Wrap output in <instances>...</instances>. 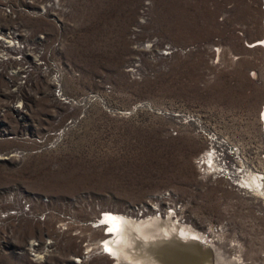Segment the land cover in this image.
<instances>
[{
  "label": "rangeland",
  "instance_id": "rangeland-1",
  "mask_svg": "<svg viewBox=\"0 0 264 264\" xmlns=\"http://www.w3.org/2000/svg\"><path fill=\"white\" fill-rule=\"evenodd\" d=\"M64 6V90L96 97L54 150L4 160L2 152L21 144L0 143V188L79 199L74 222L60 236L61 253L90 252L88 264H216L215 248L225 260L219 264H264V190L246 194L201 178L194 161L204 142L183 124L194 116L227 138L239 176L259 175L254 186L264 188V50L251 47L263 36L264 0H65ZM31 23L55 32L46 18ZM46 107L43 100L40 109ZM166 190L190 228L222 226L214 248L164 232L144 238L127 224L125 236L134 241L122 246L119 260L97 254L103 233L89 226V201L122 211ZM24 261L0 256V264Z\"/></svg>",
  "mask_w": 264,
  "mask_h": 264
},
{
  "label": "built area",
  "instance_id": "built-area-1",
  "mask_svg": "<svg viewBox=\"0 0 264 264\" xmlns=\"http://www.w3.org/2000/svg\"><path fill=\"white\" fill-rule=\"evenodd\" d=\"M64 2L0 0V143L21 144V147L2 152L4 160H23L56 149L89 108V98L96 97L89 94V90L77 97L69 96L64 90V73L69 70L59 58L64 27L62 17L68 13ZM42 18L52 22L53 34L31 23V20ZM71 74L79 77L78 72ZM43 100L47 102L44 112L40 109ZM183 124L191 125L194 134L204 142V151L194 161L199 176L209 181H222L226 187L233 188L237 180L233 165L235 146L194 116H187ZM176 132L174 128L169 130L173 136ZM207 157L213 160L214 167L207 165L204 170L202 161ZM78 201L71 198L61 202L16 186L0 188V256L12 253L23 257L26 264H88L90 252L68 256L61 253L60 236L74 222L71 208ZM122 209L123 212L107 211L89 201V226L107 235L111 227L100 224L105 213L134 222L136 215L145 218L152 211L158 216L168 212L177 216L174 219L180 224H189L188 215L183 214L174 193L169 190ZM221 231L220 225H208L200 232L210 242L213 235ZM104 242H98L99 246L103 247ZM100 250L97 249V254H101Z\"/></svg>",
  "mask_w": 264,
  "mask_h": 264
},
{
  "label": "bare ground",
  "instance_id": "bare-ground-1",
  "mask_svg": "<svg viewBox=\"0 0 264 264\" xmlns=\"http://www.w3.org/2000/svg\"><path fill=\"white\" fill-rule=\"evenodd\" d=\"M262 31H263V36L260 40L253 42V48L255 47H260L264 50V21L262 23ZM263 64H264V59H263ZM259 120L262 126V133L263 131V127H264V105L262 106L260 113H259ZM203 167L204 170L207 169V165H210V167H214V162L213 160H211V158L207 157V159H203ZM241 173H239L237 170H235V176H237V180L234 183L233 189L235 191H240V192H245L246 194H249L247 192H255L257 191L256 189H259V187L255 188V184L259 183V181L257 180V178L259 177V175L256 174H251V177H247L245 175H241L242 177H240ZM246 177V178H245ZM241 179V180H239ZM257 182V183H256ZM264 188L261 187L260 191H263ZM107 211H114V212H123L124 210H120L116 209V208H109L106 207L104 208ZM151 210H155V209H151ZM153 215V216H152ZM165 217L168 224L167 227L164 225V228H162V221L160 220V218L162 219V217ZM103 220L100 223L101 226L104 225V227L110 226L111 227V231L105 235L103 234L102 236H100L101 240H98L99 242L101 241H105L103 243V247L99 246L98 244V248L97 249H101V255L107 256L110 260H119L120 257V250L123 245L126 244H131V242L134 241L133 236L134 235H126L125 236V231L123 230V227L127 224H130V227L133 229V231L135 233H137L138 235L144 236V238L147 236H151L154 235L151 232H164L166 233V235L168 237H172L175 236L176 239L178 240V242L181 241H185V243H189L192 245H208V247H215L211 242H213V240H211L210 242H208L207 238H203V234H201L200 231H196L192 228H190L188 225H180L179 227H176L175 225L176 222L174 221V218H177V216H171L168 214V212H163V214L161 215H157L155 214L154 211H152L150 213L149 216H146L145 218L142 217H138L136 215V219L134 220V222H129L126 218L120 216V215H115L112 214L110 212H107L103 215ZM166 223V222H165ZM172 226V227H171ZM222 227V226H221ZM129 230V229H128ZM132 231V234H133ZM131 233V232H130ZM203 233V232H202ZM174 234V235H173ZM159 235V233H158ZM215 236V235H214ZM146 237V238H147ZM62 238V237H61ZM179 238V239H178ZM182 239V240H181ZM212 239V238H211ZM146 240V239H145ZM136 243V242H135ZM134 244V243H133ZM128 247V246H126ZM220 249L215 248L214 250V255H215V259L217 262L216 264H219V262L224 263L225 260L223 259L222 255L220 254V251H218ZM122 252V251H121ZM129 251H124V254L126 257H129L130 255L128 254ZM223 254V253H222ZM122 256V255H121ZM149 261V260H148ZM151 261V260H150ZM152 264H154V261H151ZM139 264H143L138 262ZM157 264H159L158 262H156Z\"/></svg>",
  "mask_w": 264,
  "mask_h": 264
}]
</instances>
